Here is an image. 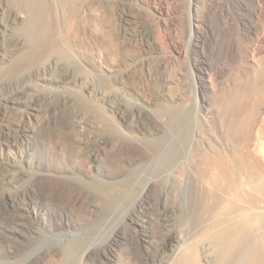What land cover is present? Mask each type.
I'll list each match as a JSON object with an SVG mask.
<instances>
[{"label": "bare ground", "instance_id": "1", "mask_svg": "<svg viewBox=\"0 0 264 264\" xmlns=\"http://www.w3.org/2000/svg\"><path fill=\"white\" fill-rule=\"evenodd\" d=\"M114 1L0 0V216L13 226L2 233L0 254L21 255L39 233L40 217L51 227L63 226L51 212L44 218L31 214L25 196L32 186H21L34 176L35 147L49 134L64 138L59 145L79 164L72 170L58 159L54 170L36 173L37 182L60 200L74 197L88 203L80 225L94 226L93 218L101 213L118 215L137 195L140 210L116 225L108 241L85 247L79 262L53 246L28 264H264V46L243 49L239 73L235 70L223 89L201 68L205 61L193 63L202 119L193 121L185 100L166 94L163 100L173 108H140L141 127L124 104L108 106L130 129L124 131L100 104L107 89L87 75V24L98 6L104 9L99 27L111 47L109 70L122 77L140 65L141 58L135 57L118 69L122 24L129 18L114 23ZM235 1L241 10L237 27L249 37L254 26L246 13L248 0ZM253 1L256 13L263 14L264 0ZM197 2L190 0L185 43L171 31L164 35L180 56L190 47L203 50ZM87 114L94 118L92 124ZM54 118L61 125L52 124ZM190 121L195 132L189 136ZM137 127L142 138L134 133ZM86 148L87 165L81 159ZM156 164L168 170L158 175ZM78 168L87 179L76 174ZM143 208L146 219L140 217ZM129 226L138 227V235L132 251L122 253L118 246L129 236Z\"/></svg>", "mask_w": 264, "mask_h": 264}, {"label": "rangeland", "instance_id": "2", "mask_svg": "<svg viewBox=\"0 0 264 264\" xmlns=\"http://www.w3.org/2000/svg\"><path fill=\"white\" fill-rule=\"evenodd\" d=\"M113 4L114 8L112 15L115 24L118 23V26L120 25L119 20L122 16H127L129 18L127 20L125 19L122 24L121 44L119 43L121 52L118 56V58L120 57L122 59L119 61V68H117L120 70L124 69L126 65L131 64L132 59L135 57L141 58L140 65L137 64L139 66L132 68H136L134 71L132 70L133 72L131 71V73L122 77L109 70V66L112 64L110 56L111 47L106 44L104 32H102L101 27H99L103 20L102 16L104 9L98 6V9L94 11L95 13L92 12L91 14V17L94 15V18H92L94 21H90L89 24H87V47L90 49V54L87 55V75L90 76V78H94L96 83L101 84L102 87L107 89V98L106 100H102L100 104H104L103 107H105L108 113L112 114L111 117L114 122L124 131H130V129H127L126 124L117 114L109 111L108 108L110 105L123 106L124 104L123 107L126 106L128 112L135 115L133 118L138 126L141 127V119L143 118L141 117L140 119L142 115H140L141 112L139 109L146 106H150L154 109V104L162 108L168 107L167 109H169L171 106L163 100V96L166 94L183 98L189 106H186L188 108L186 109V113L190 112L188 115L193 121L202 119L201 112L199 111V113L196 108L198 105V98L201 94H199V90L196 89L195 70L192 68L193 63L201 59L205 61L206 63L200 65L201 68L204 70L207 69L206 71L213 74L212 81L213 83L216 82L214 83L215 87L218 85V89H223L228 87L229 79L239 73L237 69L241 65L243 49L251 50L257 47L259 48L261 45L264 46V13H256L258 5L253 0H248L249 9L246 12L248 19H250L249 21L253 24L252 26H254L249 37H246L242 29L237 27L238 23H236L237 21H235V18L238 20L240 19L238 15L241 14V10L239 7L238 9L236 8L237 4L235 0H198L195 4V8L197 5L199 9L198 12H195L197 16L195 15L196 17H194L195 19H199L196 24L200 26V32H202L201 34L203 35L199 40L203 46V50H193V48L190 47L181 56L173 51L170 44L166 43L164 35L171 31L175 36L178 34L179 37L177 36V41L185 43L190 23V0H116ZM156 7L159 8L157 9ZM158 10L164 11V15H161ZM238 12H240V14ZM98 22L101 23L99 24ZM165 23L167 25H165ZM76 66L79 68L78 64H76ZM105 81L106 83L104 85ZM176 107L182 108V106ZM88 115L89 114H87V118L89 117L90 119L86 121L92 124L94 121L91 120V118H94ZM84 118L86 119V117ZM55 120L56 118L52 120V124L53 121L54 124H57L59 121L58 119L57 122ZM193 121H190V123ZM59 123L60 121L58 124ZM57 127H59V125H57ZM194 132L195 126L191 123L189 136ZM134 133L140 138L144 136V133L138 127L134 129ZM46 135V137L42 139L43 145L40 143L34 150L35 155L31 168V172L34 176H30L33 177L32 179H30V177L28 179L27 177L26 179L28 180L22 181L21 186H32V196L30 195L32 198L27 195L25 196L26 199L33 200H26V202H31V214H39L44 218L46 217L44 213L51 212L54 215L56 214L55 219L62 222L63 226L60 228L51 227L48 223L50 222L49 220L43 221L44 219L40 217V225L37 224L36 226V231L39 233H35L32 242L30 241L31 243L29 242L25 245L22 254L18 257H7L0 254V264H28L38 253L42 252V250H46V247L53 246L59 248L62 252L74 254V258L70 260H72V262H79L81 261L80 256L85 247L89 244L100 246L103 242L108 241L114 234L113 231L116 225L119 223L123 225L127 222L128 216L134 214L136 210H140V198L137 195L132 204L123 205L118 215L108 216L101 213L99 216L93 218V220H97L94 222V226L87 224L80 225L78 222H80L81 218L87 217L88 203H81L80 200L78 201V199L74 197H70L68 199L69 201L60 200V198L56 197L55 191L51 193L50 189V191H47V189L45 190L40 182H37L39 181L36 179L39 178L37 174L40 175V173H44L45 167L49 170H54L58 159L63 160L61 161L62 163L66 161L65 164H68L67 168L72 170L79 164L76 161L74 162L68 159L70 152L68 148L62 147V144L61 146L59 145V140H62V142L65 140L62 138L64 135H61L62 139L58 137H55L57 138L55 139L54 137H50L49 134ZM50 135L52 134L50 133ZM40 150L43 153L40 152ZM81 159L84 164L86 163L87 165V148L82 151ZM154 169H156L158 175L164 174L165 171L168 170L167 167L157 164L154 166ZM75 172L77 175L80 174V176H84V178L87 179V176L81 173L79 168ZM66 173L68 174V172ZM28 184L31 186H28ZM49 192L51 194H49ZM183 195L184 193L182 192V196ZM140 212V217L146 219L148 212L144 210V208ZM152 213H154V211ZM2 218L3 217L0 216V249L4 248V242L2 241L3 231H13V226H9L11 223L6 220L4 221ZM126 231L129 236L126 235L125 239L119 244L120 246H118L119 252L122 253H129L132 251L134 244L133 237L134 234L138 235V227L136 229L129 226ZM79 264L83 263L80 262Z\"/></svg>", "mask_w": 264, "mask_h": 264}]
</instances>
